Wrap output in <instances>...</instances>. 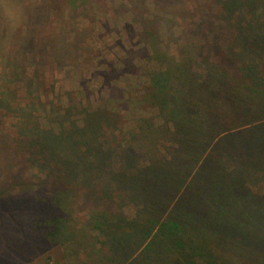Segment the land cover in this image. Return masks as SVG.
Listing matches in <instances>:
<instances>
[{"label": "rangeland", "instance_id": "374dc122", "mask_svg": "<svg viewBox=\"0 0 264 264\" xmlns=\"http://www.w3.org/2000/svg\"><path fill=\"white\" fill-rule=\"evenodd\" d=\"M177 1L173 12L156 0H0V264H95L101 246L92 215L109 207L135 215L118 190L105 191L97 178L80 184L71 164L41 146L107 111L119 122L102 126L104 146L128 143L141 160L169 157L171 139L152 146L140 136L142 120L163 123L147 101L154 79L172 71L202 82L218 60L209 37L220 34L236 52L243 45L237 16L208 0ZM57 213L76 231L75 243L44 236Z\"/></svg>", "mask_w": 264, "mask_h": 264}, {"label": "trees", "instance_id": "16d2710c", "mask_svg": "<svg viewBox=\"0 0 264 264\" xmlns=\"http://www.w3.org/2000/svg\"><path fill=\"white\" fill-rule=\"evenodd\" d=\"M208 1L237 16L243 45L236 52L220 34L209 37L218 60L202 82L172 71L154 79L147 101L163 123L142 120L140 136L152 146L171 139L169 157L141 160L128 143L104 146L102 126L119 122L107 111L87 114L77 132L63 128L41 146L74 167L73 180H104L105 191L118 190L137 209L133 217L112 207L92 215L101 246L95 264H264V0ZM177 2L156 0L173 12ZM71 229L57 213L43 233L63 246L77 238Z\"/></svg>", "mask_w": 264, "mask_h": 264}]
</instances>
